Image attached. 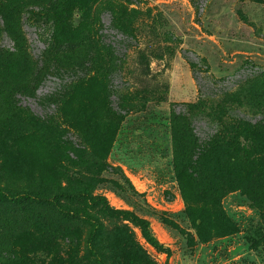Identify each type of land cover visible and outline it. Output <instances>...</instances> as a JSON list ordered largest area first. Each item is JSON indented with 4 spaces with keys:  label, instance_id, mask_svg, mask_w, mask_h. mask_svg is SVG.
Here are the masks:
<instances>
[{
    "label": "rangeland",
    "instance_id": "1",
    "mask_svg": "<svg viewBox=\"0 0 264 264\" xmlns=\"http://www.w3.org/2000/svg\"><path fill=\"white\" fill-rule=\"evenodd\" d=\"M64 1L0 0V188L14 194L0 196V264H264V140L247 155L218 148L187 175L171 122L200 98L201 139L217 118L226 136L262 118L264 0H91L70 24L83 47L62 49L48 9ZM86 182L170 254L88 199L61 203L96 223L17 194Z\"/></svg>",
    "mask_w": 264,
    "mask_h": 264
},
{
    "label": "trees",
    "instance_id": "2",
    "mask_svg": "<svg viewBox=\"0 0 264 264\" xmlns=\"http://www.w3.org/2000/svg\"><path fill=\"white\" fill-rule=\"evenodd\" d=\"M91 0H65L62 5L52 4L51 8L48 9V18L51 19V25L54 29L53 32L56 33V30L63 28L65 37L63 40L64 48H74L75 46L83 47L84 39L80 38L75 29L71 27V21L74 19V14L78 15V20H83L87 15V7ZM55 5V6H53ZM63 12L65 15L59 14ZM67 26V27H66ZM57 34L55 35V37ZM118 43L113 42H104L108 46H116ZM77 44V45H75ZM226 96L225 94H223ZM123 101L125 97L122 96ZM116 103V101H115ZM205 100L200 98L195 104H185L188 113H191V110L198 111L196 115H192L191 119L182 112H175L173 110L171 114L172 127L174 129V150H175V161L178 166L179 171L185 172L187 175H196L200 168L201 162L207 159L209 156L215 154L218 148H224L226 151H231L232 154H242L247 155L259 146L264 140V112H261L262 118L256 119L254 121L248 119L247 117H240L237 121L236 131L232 135H225L223 131L225 127L221 125V119L217 118L216 120V129L207 135V137L201 139L193 131V121L202 118V112L204 108ZM108 107L114 112L118 113L117 104L113 105V99L108 101ZM119 107V106H118ZM194 111V112H195ZM200 112V113H199ZM192 131V132H191ZM121 176L125 183L128 185V180L121 172ZM90 183L86 182L83 188L77 190H59L48 194H41L38 192L27 191V192H18L17 194L28 195L29 197L35 200H44L52 203L57 210L67 216L73 218H81L88 220L90 222L96 223L95 216L83 209H74L64 206L61 203L62 199H73V198H85L88 199L92 204H97L101 206V209L108 216H117V215H128L130 219L135 221L141 230L143 237L155 248L158 250H164L166 255L170 254V248L162 244L157 237L152 233L149 226V222L146 219H142L136 216H133L129 212L112 209L108 205V202L104 196H94L92 197L89 188ZM121 190L126 191V187L119 186ZM0 196H14L12 192H9L5 189L0 188Z\"/></svg>",
    "mask_w": 264,
    "mask_h": 264
},
{
    "label": "crops",
    "instance_id": "3",
    "mask_svg": "<svg viewBox=\"0 0 264 264\" xmlns=\"http://www.w3.org/2000/svg\"><path fill=\"white\" fill-rule=\"evenodd\" d=\"M175 94H176V92H175ZM177 95H178V96H182V95H184V94H182V93L179 91V92H177Z\"/></svg>",
    "mask_w": 264,
    "mask_h": 264
}]
</instances>
